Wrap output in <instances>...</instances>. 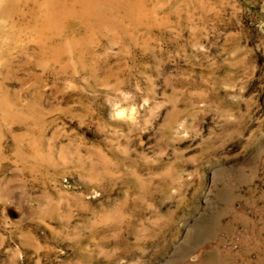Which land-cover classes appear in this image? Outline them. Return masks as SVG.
<instances>
[{
	"label": "rangeland",
	"instance_id": "1",
	"mask_svg": "<svg viewBox=\"0 0 264 264\" xmlns=\"http://www.w3.org/2000/svg\"><path fill=\"white\" fill-rule=\"evenodd\" d=\"M82 1L4 21L0 264H264V0Z\"/></svg>",
	"mask_w": 264,
	"mask_h": 264
},
{
	"label": "bare ground",
	"instance_id": "2",
	"mask_svg": "<svg viewBox=\"0 0 264 264\" xmlns=\"http://www.w3.org/2000/svg\"><path fill=\"white\" fill-rule=\"evenodd\" d=\"M100 1L104 5H111L114 9L119 6H128V3L122 0ZM78 3H81L83 8L90 5L82 0H0V17L2 18L0 20V38L5 25L4 21L13 19V16L17 14L31 19V22L35 25L39 42L44 44V41H48L49 44L55 45L57 26H60L65 19L74 17V9ZM26 9H28V12H25ZM93 9L96 11L101 10L96 7H93ZM85 15L83 14L80 17L84 19ZM45 48L43 47L44 51L47 50Z\"/></svg>",
	"mask_w": 264,
	"mask_h": 264
}]
</instances>
